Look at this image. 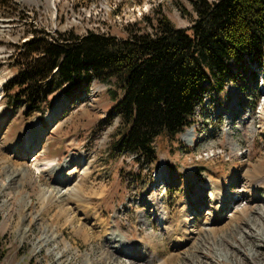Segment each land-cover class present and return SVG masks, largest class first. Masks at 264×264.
Returning <instances> with one entry per match:
<instances>
[{"label": "rangeland", "instance_id": "rangeland-1", "mask_svg": "<svg viewBox=\"0 0 264 264\" xmlns=\"http://www.w3.org/2000/svg\"><path fill=\"white\" fill-rule=\"evenodd\" d=\"M192 1L0 0V110L6 113L7 127L5 140L0 139V240L8 248L0 264L96 262L110 230L139 245L132 253L148 250L152 242L161 244V252L148 263L146 258L113 255L111 263L96 264L209 263L198 248L200 241L212 243L206 231L197 229L208 217L209 203L202 206L204 199L208 201L215 184L226 186L234 201L226 211L227 222L242 217L236 210L249 205L241 197L245 173L258 162L264 168V59L247 58L240 69L234 66L222 90L217 82L209 84L193 124L159 145L152 164L119 148L126 128L114 110L123 96L117 77L95 81L80 101L55 92L45 112L29 115L24 100L18 101L17 87L9 84L18 71L10 56L22 47L33 26L126 37L131 30H151L150 20L165 15L177 27L189 28L197 18ZM34 128L43 132L34 139L37 149L18 156L7 147ZM58 135L64 136V145ZM72 158L61 174L50 164ZM199 186L207 190L197 203L193 200ZM47 191L59 199L46 197ZM260 194L264 197L263 188ZM185 199L190 202L188 220L194 233L175 255L149 202L161 201L176 222L185 210ZM248 218L240 220L241 229L247 230Z\"/></svg>", "mask_w": 264, "mask_h": 264}, {"label": "trees", "instance_id": "trees-1", "mask_svg": "<svg viewBox=\"0 0 264 264\" xmlns=\"http://www.w3.org/2000/svg\"><path fill=\"white\" fill-rule=\"evenodd\" d=\"M192 4L197 18L189 28L160 15L148 23L151 30H131L126 37L33 26L10 56L18 68L10 87H17L29 115L45 112L55 92L80 100L95 81L117 77L123 96L114 110L126 128L119 148L152 164L159 145L193 124L209 84L222 90L234 66L264 59V0ZM7 254L0 240V262Z\"/></svg>", "mask_w": 264, "mask_h": 264}, {"label": "bare ground", "instance_id": "bare-ground-1", "mask_svg": "<svg viewBox=\"0 0 264 264\" xmlns=\"http://www.w3.org/2000/svg\"><path fill=\"white\" fill-rule=\"evenodd\" d=\"M5 116L6 113L4 114L3 110H0V139H4L7 134V127L5 128ZM52 118H54V115ZM42 135L43 132L40 129L36 130L34 128L27 137L23 138L22 135H19V137L14 139L13 142L10 141L11 143L9 142L10 144L7 145V147L14 150L18 156H26L39 145V143L37 145V142H34V139L41 138ZM33 144L35 146L32 148L31 146ZM233 145L236 146V144ZM36 159L38 158L36 157ZM68 160L69 159L62 161L61 163H57L55 162L56 160H52L50 161V164L57 170L59 174H61L66 169V167L68 168V166L74 162L73 160H75V158L70 159L69 162ZM79 160H82V158ZM48 162L43 163L44 168ZM67 163L69 165H66ZM21 171H23V169ZM166 175L168 178H170L168 173ZM63 178L66 179L65 176H63ZM63 178L61 177V179ZM222 182L224 185H226V181ZM245 182L246 186L241 191V197L242 200L247 202L249 205L238 208L236 211L237 213L240 212L242 217L245 219L249 217V220H246V224L248 225L247 230L241 229L240 220L242 217H240V215H236L237 217L233 221L227 222L230 216H228L226 211L230 208L234 201L231 199L230 193H228L226 186L221 187L220 185L215 184L212 194L210 193L208 196V201L206 202V199H204L202 206L209 203V210L207 212L208 217L206 218L204 224L201 223L197 229L199 230V233L206 231L212 243L208 246L205 243V240V244L203 241H200L198 248L202 251L201 253H203V255L209 258L208 264H264V197H261L260 194L261 188L264 189V168L259 162L254 164L252 168L246 171ZM70 190H68V192ZM206 190L207 188L204 186H201V188L200 186L199 188L197 187L196 197L193 202L198 203L201 201ZM45 195L46 197H50L54 200L59 199V195L52 193V191H47V194L45 193ZM253 199L254 201H252ZM160 202L161 201H150L149 206L154 208V212L152 213L155 215V218L161 222L162 227L165 230L169 246L174 251L173 254L176 255V253L183 248V245H186V243L189 242L192 234L194 233V230H191L189 227L188 220L190 202L186 201V199L183 201L182 205H184L185 210L180 211V215L178 216V220L176 222H173L170 212L166 213V210L161 206ZM69 209L71 210L72 208L69 207ZM223 225L226 226L227 229L224 230L222 227H219ZM221 230L224 231L223 235L218 234V232ZM226 230H230L231 232L228 233ZM232 231H235L236 234L232 233ZM178 235L181 237L179 238ZM232 241L237 243V246H234ZM160 245V243L154 244V242H152L148 250L144 249V252H141L140 254L132 253L133 251H136L135 249L139 245H132V242H130L126 236L116 233V230H110L105 234V241L102 244V248L104 249L102 256H99L100 258L97 259L96 262L90 263L88 260H86V264H96L106 260H109L108 263H111L113 261V255L127 257L132 256L139 259L146 258L148 263V260L154 259V255L160 254ZM196 258L199 257L197 256Z\"/></svg>", "mask_w": 264, "mask_h": 264}, {"label": "crops", "instance_id": "crops-1", "mask_svg": "<svg viewBox=\"0 0 264 264\" xmlns=\"http://www.w3.org/2000/svg\"><path fill=\"white\" fill-rule=\"evenodd\" d=\"M60 135H61V133L59 132V129L58 130H56ZM54 134L57 136V134L54 132ZM60 135H58V137L60 138V144H62V145H64V136H60Z\"/></svg>", "mask_w": 264, "mask_h": 264}]
</instances>
